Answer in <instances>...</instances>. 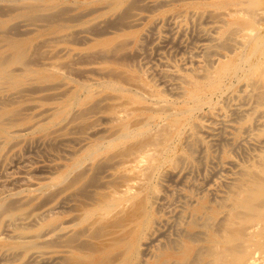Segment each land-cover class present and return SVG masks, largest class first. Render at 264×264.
Masks as SVG:
<instances>
[{
	"label": "bare ground",
	"instance_id": "1",
	"mask_svg": "<svg viewBox=\"0 0 264 264\" xmlns=\"http://www.w3.org/2000/svg\"><path fill=\"white\" fill-rule=\"evenodd\" d=\"M180 15L213 26L160 84ZM0 264H264V0H0Z\"/></svg>",
	"mask_w": 264,
	"mask_h": 264
},
{
	"label": "rangeland",
	"instance_id": "2",
	"mask_svg": "<svg viewBox=\"0 0 264 264\" xmlns=\"http://www.w3.org/2000/svg\"><path fill=\"white\" fill-rule=\"evenodd\" d=\"M147 14H149L148 11H147ZM189 20H186L185 17H182L180 15L179 17L177 16V17H175L173 19H170V20H167L166 19V20L157 21L155 23L157 25L153 24L152 27H151L152 29H150V28L148 29V31H147V39H146V42H145V45L146 46L144 45V48H143V50L141 52V55H140V57L138 59V65L142 68V69L140 68L141 71H144V72L148 73L149 75L152 74L151 77H153L158 82L159 79H160V76L159 75L162 72H164L163 70L170 69L171 67L172 68L173 67H180V66L182 67V66H184L187 63V61L189 60L188 58L193 57L194 59H196V58L199 57L198 56V54H199L198 45L200 43H202V40H203V33H202L203 30H202V28L203 29L204 28L210 29V27L212 28L213 24L207 22L208 21L207 19H205V20L203 19L206 22L205 25H204V23L201 24V25H198V24H200V23H202L204 21H199L198 22L197 20L194 21L193 19H189ZM166 21H167V23H166ZM171 22L173 23V25H171L172 24ZM190 22H191V24H190ZM163 23L165 24V26H164ZM195 23H197V24H195ZM145 26H146V22H144L142 25H140V28L144 29ZM154 26H156V28ZM169 26H171V27H169ZM191 26H193V27H191ZM174 27H176V28H174ZM154 28H155V30H153ZM180 29H182V30H180ZM179 30L182 31V32H179ZM189 30H192V33L190 34L191 37H189L190 36L189 35ZM149 31L151 32V34L149 33ZM195 34H196V36H195V39H194L193 36ZM170 37H172V38L170 39ZM190 38L191 39H194V40H191ZM168 39H170V40H168ZM197 39H201V40H197ZM149 40H150V42H149ZM184 40H185V42H184ZM175 41L176 42H180V43L177 44ZM147 43L150 44V45H148ZM167 44H169V45H167ZM192 44H193V46H192ZM155 46L156 47L159 46V47H157L158 50H157V48ZM185 49H186V52L187 53L186 52H183V51H185ZM145 52H147V53L145 54ZM196 53H197V55H195ZM167 65H169V68H167L168 67ZM158 83H160V81ZM160 87H165V86L162 83V85ZM219 119H220V117H219ZM219 119L217 118V120L215 122L213 120V118L211 117V120L208 119L210 121H207V123L210 124L212 122V125H210V126L212 127V129L214 128L216 130L220 126V125H218V124H220V122L218 121ZM217 121L219 123H217ZM204 136H206V139L209 140V137L207 136V134H205ZM213 148L214 149H217L218 147H216V148L215 147H212V152L214 150ZM33 149H27L25 151V154H26V156H28V154H29L28 157H30V158H33L34 157L35 159H37V157L40 155V153L38 154L37 149H34V150ZM34 151L37 154L34 153ZM217 153H215V154H217ZM217 159H215V158L210 159V162H208V164L206 166H203L202 170L201 169L198 170L196 168L197 169L196 172L191 173V175L188 174V176H190V178L188 176H186L188 180L186 178H183V180H182V179H178L176 177L175 178L173 177L174 181H172L173 179L171 180V177L168 178L169 180L167 179V182H165V186H166L165 192L167 191L165 193L166 194L165 195V198L167 200L166 203H168V204L169 203H173L171 205V207L168 208L169 210L172 209V207L175 208L178 205V202L182 199L183 195L188 192L189 189L187 187H189L195 181H201L200 178H203V172H205L207 169H208L207 170L208 174L211 176L209 178L210 180H208V188H210L211 191L214 192V193L215 192L218 193V191L222 190V188L221 189L219 188V182H221V181H223L225 179L224 177L226 176V173L227 172L225 171V169H223V167L221 166V164H219V162H218L219 159L218 160ZM14 167L17 169V167H20V164H17L16 163V165H14ZM15 168L12 169V170H10V172L16 170ZM218 170H219V172H218ZM211 174H214V176H212ZM195 178H197V179H195ZM189 180H191V183L188 182Z\"/></svg>",
	"mask_w": 264,
	"mask_h": 264
}]
</instances>
